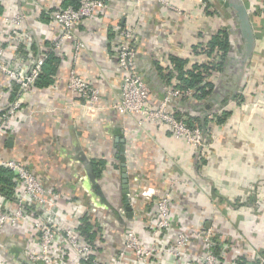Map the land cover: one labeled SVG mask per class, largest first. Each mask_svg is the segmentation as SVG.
I'll return each instance as SVG.
<instances>
[{
    "label": "crops",
    "instance_id": "1",
    "mask_svg": "<svg viewBox=\"0 0 264 264\" xmlns=\"http://www.w3.org/2000/svg\"><path fill=\"white\" fill-rule=\"evenodd\" d=\"M167 1L173 9L157 0H106L105 10L77 27L85 48L74 61L71 44L51 51L58 28L49 14L77 0H0L1 14L26 17L22 26L4 36V62L27 72L40 55L59 59L53 82L36 84L15 119L5 127L0 122V153L21 158L46 187L61 192V207H68L59 222L54 252L68 251L74 264L83 261L65 242L62 234L67 226H75L94 258L115 264L128 227L134 225L143 238L150 239L155 202L175 179L179 182L173 193L174 208L188 226H204L218 214L212 226L220 237L223 264H254L258 255H264V115L240 106L242 101H264V0H244L256 36L249 61L242 63L243 44L231 46L222 71L211 77L216 88L210 96H185L174 102L177 113L202 127L206 139L200 148L174 137L163 126L142 125L138 116L114 108L123 80L118 65L123 27L136 26L138 70L158 98L164 85L179 83L174 57L189 60L184 66L188 69L211 61L203 49L222 29L232 40L238 24L227 1ZM73 66L100 89L103 110L94 120L81 116L79 99L67 87ZM20 92L15 81L0 73V116ZM238 96L244 99L237 101ZM216 107L222 108L219 113L231 112L221 124L212 119ZM101 161L105 166L98 174L94 166ZM124 162L135 213L131 218L122 192ZM0 202L5 208L15 207L2 194ZM40 213L34 210L32 217L38 219ZM39 240V231L29 224L8 225L0 233V264H29L26 254ZM199 252L193 244L191 260L198 259ZM124 264L138 263L129 254Z\"/></svg>",
    "mask_w": 264,
    "mask_h": 264
},
{
    "label": "built area",
    "instance_id": "2",
    "mask_svg": "<svg viewBox=\"0 0 264 264\" xmlns=\"http://www.w3.org/2000/svg\"><path fill=\"white\" fill-rule=\"evenodd\" d=\"M157 1L167 8H174L167 0ZM106 7V0H77L76 6L70 5L50 13V18L58 28L56 37L51 43V51L71 44L74 48L73 58L76 61L85 48L84 41L77 34V27L85 20L95 17ZM25 21L26 17L22 14L8 16L0 13V73L6 74L15 81L21 91L1 114L0 122L3 127L8 126L15 119L25 102L26 94L36 86V81L42 73L47 58L45 54L40 55L27 72L4 62L3 57L6 50L4 36L10 29L22 26ZM235 29V31L233 29L231 40L232 47L242 44L237 25ZM119 35L118 65L123 72V80L121 97L114 108L123 114L138 116L139 123L142 125L163 126L174 137L184 140L188 145L196 148L204 146L206 138L202 127L195 123L190 125L187 118L179 115L174 108L176 99L193 96L194 92L191 89L181 90L167 84L162 87L163 94L160 98L154 95L138 70L136 26L123 27ZM67 87L79 99L78 103L83 111L82 117H93L94 120L97 113L103 110L100 105L99 87L79 75L74 66L67 77ZM240 106L244 110L251 108L261 111L264 115V101L260 98L253 102L242 101ZM219 110L221 111L222 108L216 107L213 110L212 118L220 112ZM0 167L16 175L14 195L12 198H7L9 201H14L15 207L5 208L0 202V233L8 225L15 226L21 222L29 224L32 229L40 233L39 245L26 254L29 264H74L68 258V251L56 254L54 252L59 222L64 209L68 207V204L61 207V192L46 187L21 160L6 158L0 153ZM178 182L177 179L172 180L170 189L155 202L154 217L149 227V240L143 238L134 225L126 229L124 248L120 251L115 264H124L129 254L133 255L138 264H223L219 252L220 237L215 229L216 226H212L213 218H216L218 214L210 217L212 223L210 228L205 226L208 220L201 227L188 226L187 221H183V217L174 208L173 193ZM34 210L41 211L40 218L32 217ZM133 215H135L134 211ZM63 232L62 235L69 249L74 250L83 261L81 264H104L93 257L91 246L85 243L75 226L69 225ZM193 244L200 247L196 260H191L189 254V249ZM254 264H264V255H258Z\"/></svg>",
    "mask_w": 264,
    "mask_h": 264
},
{
    "label": "trees",
    "instance_id": "3",
    "mask_svg": "<svg viewBox=\"0 0 264 264\" xmlns=\"http://www.w3.org/2000/svg\"><path fill=\"white\" fill-rule=\"evenodd\" d=\"M76 5L77 2L75 3V6ZM230 41L228 30L225 28L224 30L222 29L218 34L212 36L208 49H203L204 52L211 57V61L206 63H195L188 69H185L184 66L189 60L174 57V62H176L179 70L177 76L179 83H177L176 86L181 90L191 89L194 92V95L198 98L203 99L210 96L216 88V84L213 83L211 77L216 72L222 71L225 60L229 55L231 46ZM58 60V57L55 55H49L43 65L42 73L36 81L38 86H47L53 82L52 76L57 69ZM242 98V96L236 97L237 101H240ZM230 113V110H223L221 113L216 114L212 119L221 124L229 117ZM187 121L190 125L194 124V122L189 119H187ZM207 122L208 120H206V124ZM18 160H21V158H18ZM104 166V161H101L96 163L94 168L97 173L100 174L102 172L101 169H103ZM15 180L16 175L12 171L0 167V194L4 195L6 198H12L14 195Z\"/></svg>",
    "mask_w": 264,
    "mask_h": 264
},
{
    "label": "water",
    "instance_id": "4",
    "mask_svg": "<svg viewBox=\"0 0 264 264\" xmlns=\"http://www.w3.org/2000/svg\"><path fill=\"white\" fill-rule=\"evenodd\" d=\"M225 1L228 2L227 3L228 7L233 12L234 16H236L237 24H238V34L240 35L243 46L245 47V53L242 58V63L246 64L249 61V59L253 56L256 46V36L251 22L250 10L244 0H225ZM210 107H211L210 104L206 105L207 109H210ZM9 145L10 146L12 145V141L9 142ZM88 169H92L90 165H88ZM122 182H123L122 192L125 195L124 204L128 216L129 218H131L133 216V207L131 205L130 197H129L130 185L128 181V171H127L126 162L122 163ZM211 224H212L211 221L208 220L205 223L206 228H210Z\"/></svg>",
    "mask_w": 264,
    "mask_h": 264
},
{
    "label": "rangeland",
    "instance_id": "5",
    "mask_svg": "<svg viewBox=\"0 0 264 264\" xmlns=\"http://www.w3.org/2000/svg\"><path fill=\"white\" fill-rule=\"evenodd\" d=\"M176 190V186H175V188H174V191ZM110 199H111V201L113 202V203H116V201L114 200V198L112 197H110ZM107 202H108V199H107ZM112 204V203H111Z\"/></svg>",
    "mask_w": 264,
    "mask_h": 264
}]
</instances>
